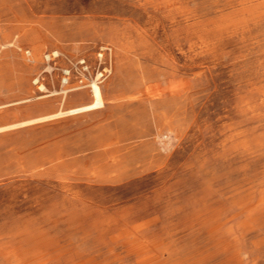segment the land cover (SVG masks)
Segmentation results:
<instances>
[{
	"label": "rangeland",
	"instance_id": "rangeland-1",
	"mask_svg": "<svg viewBox=\"0 0 264 264\" xmlns=\"http://www.w3.org/2000/svg\"><path fill=\"white\" fill-rule=\"evenodd\" d=\"M146 257L264 264V0H0V264Z\"/></svg>",
	"mask_w": 264,
	"mask_h": 264
},
{
	"label": "bare ground",
	"instance_id": "bare-ground-1",
	"mask_svg": "<svg viewBox=\"0 0 264 264\" xmlns=\"http://www.w3.org/2000/svg\"><path fill=\"white\" fill-rule=\"evenodd\" d=\"M58 54V53H57ZM55 54V55H57ZM59 58V57H58ZM98 79V78H97ZM65 85V84H64ZM43 88V87H42ZM149 91V90H148ZM150 92V91H149ZM56 93V92H55ZM91 93H92V101L86 105H83L79 108H75V109H72L70 111L67 112V114L69 115H75V114H80V113H85V112H90V111H94L96 109H100L102 107H104V93L101 89V87H99V85L97 84V82H94L92 85H91ZM151 93V92H150ZM153 93V91H152ZM149 94V93H148ZM151 95V94H149ZM64 115L63 113L61 114H58V115H53V116H49V117H45V118H41V119H38V120H35V121H31V122H28V123H24V124H21V126H24L26 124H31V123H35V122H39V121H44V120H48V119H52V118H57L59 116H62ZM16 126H11V127H7V128H3L1 129L2 131L3 130H7V129H11V128H14ZM133 228V227H131ZM130 228V229H131ZM142 231V230H141ZM124 232H126L124 230ZM140 233V232H139ZM124 235V234H123ZM130 235H133L132 233ZM138 235V234H137ZM136 235V236H137ZM141 235V233H140ZM138 235V236H140ZM127 236V235H126ZM142 236V235H141ZM140 236V237H141ZM139 237V238H140ZM132 239V238H130ZM142 239V238H141ZM140 239V240H141ZM127 240V239H126ZM137 241V240H136ZM144 242V241H143ZM127 244V243H126ZM135 244V243H133ZM142 244V243H141ZM137 245V244H135ZM139 245V244H138ZM147 245V244H146ZM144 252V250H143ZM148 252V251H146ZM146 254V253H145ZM147 255V254H146ZM143 258V257H142ZM172 260V259H171ZM159 261V260H158ZM157 263V260L155 258H150V257H146L145 259H143L142 261V264H156ZM73 264V263H72Z\"/></svg>",
	"mask_w": 264,
	"mask_h": 264
},
{
	"label": "built area",
	"instance_id": "built-area-1",
	"mask_svg": "<svg viewBox=\"0 0 264 264\" xmlns=\"http://www.w3.org/2000/svg\"><path fill=\"white\" fill-rule=\"evenodd\" d=\"M54 56L56 57V55L54 54ZM49 60H51V56L48 57ZM66 75H69V72H65ZM65 84H68V79H65Z\"/></svg>",
	"mask_w": 264,
	"mask_h": 264
}]
</instances>
